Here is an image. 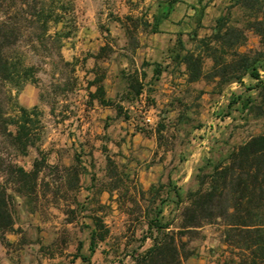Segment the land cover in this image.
I'll return each instance as SVG.
<instances>
[{
	"label": "rangeland",
	"instance_id": "obj_1",
	"mask_svg": "<svg viewBox=\"0 0 264 264\" xmlns=\"http://www.w3.org/2000/svg\"><path fill=\"white\" fill-rule=\"evenodd\" d=\"M33 2H43L61 16L59 22L49 20L48 34L57 31L62 44L51 54L40 47L35 54L26 46L33 76L0 86L12 96L5 101L7 115L19 118L21 106L31 111L33 145L17 162L30 170L34 158L46 160L33 192L15 199L14 230L0 233V261L134 264L131 255L152 243L144 239L146 212L162 206V221L177 232L181 203L173 187L184 196L196 186L206 159L216 160L231 146L264 132V115L257 117L253 107L260 103L257 79L246 74L241 82H189L175 70L153 82L148 74L140 76L138 69L146 60L135 63L137 49L151 45L160 51L167 44L177 53L181 40L187 49L203 54L208 72L212 60L206 56V43L217 45L210 40L218 17L243 29L241 52L253 55L264 49L260 36L246 29L250 12L233 5L235 0H177L169 21L155 33V18L164 16L166 0ZM260 65L264 81L262 60ZM101 76L110 106L89 95L95 90L91 83ZM247 99L252 100L250 108L243 106ZM158 184L164 186L156 193ZM93 216L103 220L108 234L90 253ZM224 229L217 220L182 234L185 248L179 264H223L229 256ZM79 246L89 261L76 256Z\"/></svg>",
	"mask_w": 264,
	"mask_h": 264
},
{
	"label": "trees",
	"instance_id": "obj_2",
	"mask_svg": "<svg viewBox=\"0 0 264 264\" xmlns=\"http://www.w3.org/2000/svg\"><path fill=\"white\" fill-rule=\"evenodd\" d=\"M33 1L0 0V86L13 78L26 81L33 76L34 65L26 64V46L35 54L39 47L51 54L62 44L61 35L57 31L48 34L49 20L59 22L61 16L43 2L38 6ZM175 2L177 0H166L167 10L164 16L155 18L153 32H158L160 23L167 19ZM233 5L250 12L251 19L247 21L246 29L260 36L264 48L263 0H235ZM228 22L226 17H218L210 40L217 45L206 43V56L212 60L210 71L203 70V54L187 49L181 40L178 41L180 51L175 53V57L184 63L189 82L216 78L220 83L241 82L246 74L257 79L255 86L259 88L260 103L253 107L257 117L263 116L264 81L259 78L258 69L263 66L260 61L264 62V49L255 51L253 55L239 51L238 47L245 43L246 36L243 29L229 25ZM142 23L144 28L149 26L147 21ZM56 55L60 57V52L57 51ZM102 81L101 76L91 83L95 90L89 91V95L100 104L110 106L113 103L106 98ZM139 92L137 89L136 93ZM10 98L12 96L8 90H0L1 234L14 230L12 207L15 199L17 196L26 198L27 194L33 192L40 168L46 164L45 158H34L31 169L26 170L17 162V158L25 156L28 147L33 145L31 128L28 127L31 111L21 106L20 117H10L5 109V101ZM240 98V95L236 96V99ZM251 104L252 100L247 99L243 106L250 108ZM200 171L196 175V186L184 196L177 187H173L181 203V223L177 232L168 229L170 222L162 221V206L146 212L148 235L144 239L149 237L152 243L141 253L131 255L134 264H179L185 248L181 235L217 220L225 226L223 241L229 253L223 264H264V132L250 135L241 143L231 146L216 160L206 159ZM163 186L158 184L154 188L155 192L159 193ZM92 219L90 253L108 234L100 217L93 216ZM80 248L76 256L89 261V257L82 254Z\"/></svg>",
	"mask_w": 264,
	"mask_h": 264
},
{
	"label": "crops",
	"instance_id": "obj_3",
	"mask_svg": "<svg viewBox=\"0 0 264 264\" xmlns=\"http://www.w3.org/2000/svg\"><path fill=\"white\" fill-rule=\"evenodd\" d=\"M168 19L161 22L159 25L160 30L162 24L169 21ZM167 47L168 45L165 44L164 47H162L163 50L160 51L155 50V48L151 45L144 48L140 46L137 49L136 56L134 57L135 63L137 64L138 62H142L144 64V60H146L145 65L138 69L142 79H145L148 74V79L155 82L166 72L170 73L175 70H180L182 72V77L187 80L184 63L180 62L179 59L175 57V53H171ZM28 100L29 99H26V106H28Z\"/></svg>",
	"mask_w": 264,
	"mask_h": 264
},
{
	"label": "built area",
	"instance_id": "obj_4",
	"mask_svg": "<svg viewBox=\"0 0 264 264\" xmlns=\"http://www.w3.org/2000/svg\"><path fill=\"white\" fill-rule=\"evenodd\" d=\"M146 120H147L148 122H150V118H149V117H146Z\"/></svg>",
	"mask_w": 264,
	"mask_h": 264
}]
</instances>
